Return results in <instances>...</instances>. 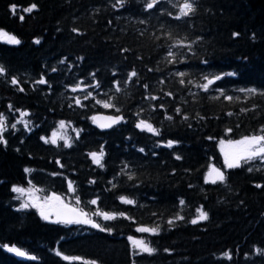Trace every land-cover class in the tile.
Masks as SVG:
<instances>
[{"label":"trees","instance_id":"1","mask_svg":"<svg viewBox=\"0 0 264 264\" xmlns=\"http://www.w3.org/2000/svg\"><path fill=\"white\" fill-rule=\"evenodd\" d=\"M182 2L161 0L145 11L143 0H126L115 8V0H0V29L21 41L11 45L0 40V64L6 69L0 76V113L9 125L3 133L7 145L0 144V264H264V255L256 253L264 249V163L256 160L227 169L218 148L221 139L239 140L264 128V0H196L194 13L174 19L178 8L173 5ZM33 3L37 7L31 13L22 11ZM13 4L18 6L15 15ZM180 42L190 45L173 48L180 54L177 61L184 62L168 63V48ZM133 68L138 78L123 87ZM178 71L187 72L185 79L194 83H204L203 75L222 79L205 92L181 86L173 75ZM230 72L235 75H223ZM92 73L99 88L71 91L75 83H94ZM41 75L47 84L35 83ZM13 77L23 92L11 84ZM115 80L123 87L119 93L112 87ZM241 88H255L257 93H242ZM217 89L234 99H224ZM85 92L92 93L87 100ZM106 93L114 97L119 112L96 103L106 99ZM149 94L160 99H145ZM73 97L81 98L83 106ZM15 109L29 113L23 120L31 121V131L23 122L10 127L21 119ZM100 113L122 115L124 120L100 129L92 120ZM165 113L173 120H166ZM138 119L153 123L161 134L137 129ZM59 121L68 126L58 129ZM53 131L63 132L71 147H64L63 140L53 145L40 139ZM168 140L177 143L157 146ZM101 146L104 167L89 156ZM209 165L224 172L226 180L206 183ZM25 168L32 171L25 173ZM69 181L75 193L69 191ZM13 185L34 186L43 197L56 193L112 231L51 223L33 207L17 210L22 199L15 198ZM120 196L136 203H122ZM93 199L95 205L89 203ZM201 206L208 219L192 224ZM97 210L123 212L128 218L117 215L105 221L92 215ZM177 214L184 219L169 225ZM141 225L160 229L158 234L136 232ZM129 236L143 239L156 251L137 254ZM10 247L26 255L18 256L8 251ZM225 252L231 260L223 257Z\"/></svg>","mask_w":264,"mask_h":264},{"label":"snow or ice","instance_id":"2","mask_svg":"<svg viewBox=\"0 0 264 264\" xmlns=\"http://www.w3.org/2000/svg\"><path fill=\"white\" fill-rule=\"evenodd\" d=\"M169 2H171V0H169ZM126 3V0H115V3L112 5L114 8L115 7H123ZM144 3V10L145 11H149L152 10L154 8H156L157 5H159L161 3V0H143ZM195 4H196V0H183L182 3H178V4H174V7L178 8V15L174 16V19H181L183 17H188L190 14L195 12ZM17 5L13 4L10 7V10L12 11V14L15 15L17 12ZM36 4L33 3L31 4L29 7L27 8H22V11L24 13H31L34 9H36ZM168 15H172V13H167ZM19 19L21 21H23L25 19L24 15H20ZM109 23H111V21H109ZM140 23H145V21L141 20ZM77 29H73V32H77ZM234 36L239 35L238 33H233ZM0 40H3L4 42L11 44V45H19L21 43V41L16 38V36L11 35L9 33H7L6 31H4L3 29H0ZM35 43L39 44L40 41L37 39L34 41ZM176 47H190V45H185L182 42L177 43V44H173L172 46H170L168 48L167 51V56L165 57V59L167 60L168 63L172 64V63H176V62H184L182 59H180L179 61H177V57L178 54L177 52L173 51V48ZM123 52H127L128 49H122ZM204 63H207V61H203ZM61 64H64L65 61L61 60L60 61ZM53 72H56L57 69L53 68L52 69ZM149 72L154 71V69L149 68L148 69ZM6 75V69L5 67L0 64V76H4ZM94 80V83L92 84H85L84 82H79V83H75L72 87H71V91L72 92H77V91H85L87 88L91 87V88H99L100 87V82L95 80V73L91 74ZM115 75V73H114ZM173 75L179 77V84L181 86H185V85H193L194 87H198L200 88L202 91L207 92L210 88V86L214 85L216 81H219L222 79V75H203L201 77V79L204 81V83H194L192 79H185V77L188 76L187 72L184 71H178L173 73ZM225 76H233L235 75L234 73H225L223 74ZM139 73L136 71L135 68H133L131 71L128 72L127 74V78L126 80L123 81V87H127L128 83L133 81L135 78H138ZM165 81L164 80H159L160 84H163ZM36 84L38 85H45L48 83V81L45 79V77L43 75H41V77L35 81ZM11 84L14 86L18 87V90L20 92H23L25 89L23 87H19L20 85V81L16 78L13 77L11 79ZM112 87L115 89V92L119 93L123 90V87L121 86V81L119 80H115L113 81ZM143 87L147 90L149 88L148 84H144ZM217 91L220 92V95L223 96L224 99L228 100V101H232L234 99V97L232 96H228L226 95L222 89H217ZM240 92L242 93H247V94H251V95H255L257 93V89L255 88H241L239 89ZM262 95H264V93H261ZM165 96H172L173 93L171 92H165L164 93ZM194 95V94H193ZM92 96L91 92H85V95L83 97L84 100H87L89 97ZM105 96L107 97L106 99L103 100H96L97 104H101L104 108H115L117 112L120 111L119 108H116L115 104L113 103L114 97L112 96H108L107 93L105 94ZM219 97H213V99H218ZM145 99H150V100H158L160 99V97H157L155 95H147L145 96ZM238 99V98H237ZM73 100L75 102V104L77 106H83L82 105V100L79 97H73ZM69 107H71V104L69 105ZM160 109L164 108L163 104L159 105ZM9 109L12 110L13 106L9 105ZM156 109L153 108V111H155ZM15 111L19 112L21 119L17 120L16 123H12L10 125V127L12 129H16V125L17 123H24L25 129L28 131H31V128L29 127V125L31 124L30 120H23L24 117L28 116L29 113L26 111H21L20 109H15ZM242 112L244 111H248V109H241ZM176 114L177 115H181V109L177 108L176 109ZM137 116H139V113H136ZM228 115H232V113H228ZM164 118L166 120H173V116L168 115L167 113H165ZM200 119H204L203 116L199 117ZM100 118L99 117H92V120L94 123H96ZM108 122L107 123H101L98 126L101 128H110L113 125L119 124L121 121L124 120V117L122 115H117V116H109L105 118ZM182 119L184 120H188L189 117L186 115L182 116ZM6 116L3 113H0V144L3 145H7V140L5 139L3 133L6 132L8 130L9 125L6 123ZM68 126L67 122L65 121H59L58 122V129L63 130ZM135 127L137 129H140L141 131H146L151 133L154 136H159L160 133V129L154 127L153 123L149 122L148 120L145 119H138L137 122L135 123ZM189 127H191V125H189ZM78 132V130H76ZM232 131V129H226V134L230 133ZM261 134H253V135H246L244 137H242L239 140H224L221 139L219 141V147H220V151L223 153L224 155V166L227 169H232V168H240L243 167L246 164H249L250 162L259 160L261 163H264V128H262L260 130ZM40 139L44 142V143H51L53 145H55L57 143V140H63L64 141V147H71V143L69 138H67L66 136H64L63 134H61L58 131H53L51 136H41ZM209 139H212L211 137ZM177 143L176 141L173 140H168L166 142H164L162 145L158 144L157 146H164V147H168L171 148L173 147V145ZM140 152H144L145 149L144 148H140L139 149ZM153 155H155V153H153ZM90 158L92 159V162L94 164H96L98 167H104L102 160L104 157V150H103V146H101L100 151L97 152H91L89 153ZM176 159L179 160L181 159V157L179 155L176 156ZM57 164H60V161L56 162ZM61 167H63V165H60ZM128 165H124V168H127ZM253 169L251 167L248 168V171L251 172ZM259 170V169H257ZM32 171V169L29 168H25L24 172L25 173H30ZM53 175H57V173H53ZM209 177H213L211 179V183H216L217 181L220 182H224L226 180V176L225 173L222 172L219 168H216L214 165H209V171L205 176V182H209ZM128 179L131 180L133 179L132 175H128ZM92 183H95V181H92ZM29 185H31V181H29ZM256 187H261V185L257 184ZM68 188L69 191L75 193V188L73 187V182L69 181L68 184ZM11 191L14 193L19 194L17 197H15L16 199H20L21 196H24L26 193L29 195V199L27 201L21 202L19 209L17 210H23V209H27L30 207L36 208L39 211V214L41 216L42 219H44L45 221L51 222V223H65V224H87L90 225L92 228H96L101 232H108L111 233V228L102 226L101 224L97 223L96 221H94L93 219H91L88 215V213L84 212L82 209H79L78 207H73L68 203H65L63 198L60 195H57L56 193H52L51 195H47L44 196L42 199L39 197H36L34 195H32V193L37 192V191H41L40 189H36L34 186H32L31 188H25V187H21V186H16L13 185L11 188ZM76 199V204L79 205L81 203L79 196L75 197ZM120 201L122 203L125 204H135L136 201L132 200V199H128L127 197L124 196H120L119 197ZM90 204L95 205L97 203L96 199H93L91 201H89ZM185 201L184 200H180L179 204L180 205H184ZM197 213L198 216L193 218L190 222L192 224H197L200 221H206L208 219V213L206 211L203 210V206H201L200 208H197ZM55 216L56 219L52 220L51 217ZM92 215L95 216H100L102 217L103 220L108 221V220H113L116 218L117 215L124 217V218H128L125 213L120 212L118 214L116 213H108V212H104V211H100L97 210L96 212L92 213ZM184 219V217L180 216L179 214L176 215V217L174 219H169L167 221V223L169 225L174 223V220H181ZM160 229L159 225H156L155 227H148V226H138L135 230L136 232L139 233H150V234H158ZM129 241L131 242L132 246L134 249H137L138 252L137 254H141V253H147L149 255L153 254L156 249L150 247L143 239H138V238H134L132 236L128 237ZM8 251L10 252H14L16 255L18 256H25L26 253L21 251L18 248L15 247H10L8 248ZM165 251H168V249H165ZM256 253L257 254H261L264 255V249H256ZM56 255H61V253L59 251L56 252ZM223 257L231 260V254L229 252H225L223 253ZM31 259H36L35 257H30ZM65 260L70 259L69 257L65 256L64 257ZM71 259H80L78 257H74ZM91 264H97L96 261H92Z\"/></svg>","mask_w":264,"mask_h":264},{"label":"rangeland","instance_id":"3","mask_svg":"<svg viewBox=\"0 0 264 264\" xmlns=\"http://www.w3.org/2000/svg\"><path fill=\"white\" fill-rule=\"evenodd\" d=\"M62 134H64L63 132H62ZM218 148H219V151H220V147H219V143H218ZM220 154H221V158H222V160H223V162H224V155H223V153L220 151ZM213 177H209V181H211V179H212ZM21 187H25V188H31L30 186H25V185H23V186H21ZM19 194H17V196H18ZM32 195H34V196H36V197H39V198H43V196L40 194V193H38V192H34V193H32ZM21 199H22V202H24V201H27L28 199H29V195L26 193L24 196H21L20 197ZM37 212L39 213V211L37 210ZM51 218H55L54 217V215L51 217Z\"/></svg>","mask_w":264,"mask_h":264},{"label":"water","instance_id":"4","mask_svg":"<svg viewBox=\"0 0 264 264\" xmlns=\"http://www.w3.org/2000/svg\"><path fill=\"white\" fill-rule=\"evenodd\" d=\"M109 116H113V115H110V114H95L93 117H99L100 119L96 122L97 125L101 124V123H107L108 121L105 119L106 117H109ZM117 116V115H116ZM99 127V126H98ZM100 129H109V128H101L99 127ZM111 128V127H110ZM55 217V216H54ZM56 219V217H55Z\"/></svg>","mask_w":264,"mask_h":264}]
</instances>
